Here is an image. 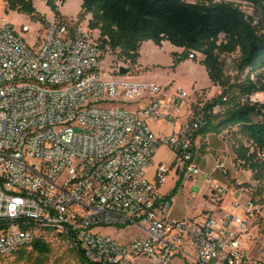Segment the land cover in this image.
I'll return each mask as SVG.
<instances>
[{
	"label": "built area",
	"instance_id": "2783aa9c",
	"mask_svg": "<svg viewBox=\"0 0 264 264\" xmlns=\"http://www.w3.org/2000/svg\"><path fill=\"white\" fill-rule=\"evenodd\" d=\"M37 23L32 44L28 25H0V263L42 239L81 251L88 264H264L246 248L264 210L258 186L234 180L247 201L233 199L224 212L229 188L209 178L207 208L178 220L173 193L161 191L171 168L163 163L155 181L147 176L166 146L180 177H199L195 140L222 106L194 109L180 86L168 95L155 82L119 80L129 71L111 68L100 32L80 20ZM243 102L257 103L252 96ZM181 107L187 121L157 136L150 123L175 119L172 110ZM216 169L228 175L223 163ZM114 227L143 235L120 243L98 232Z\"/></svg>",
	"mask_w": 264,
	"mask_h": 264
},
{
	"label": "trees",
	"instance_id": "16d2710c",
	"mask_svg": "<svg viewBox=\"0 0 264 264\" xmlns=\"http://www.w3.org/2000/svg\"><path fill=\"white\" fill-rule=\"evenodd\" d=\"M44 1L57 19L63 18L57 6L60 0ZM246 1L255 5L264 28V0ZM7 3L6 14L19 12L47 24L37 13L34 0H7ZM89 14L92 15L89 28L100 32L102 49L119 52L133 66L138 64L143 43L152 41L160 47L164 41H169L184 49L175 65L189 59L192 51L199 52L205 57L202 64L211 80L225 87L218 54L240 50L237 68L241 73L247 69L258 72L264 68V35H260V28L246 20L240 8L231 2L208 0L207 3L192 4L184 0H83L81 19ZM221 35L225 39L219 43ZM226 90L227 95L230 93L228 111L212 119L197 136L238 127L252 147L264 151V104L250 106L241 103L242 97L264 92V79L254 83L248 78ZM221 103L222 100L217 98L206 105L212 107ZM249 151V148L245 149L241 159H246ZM256 155V152L250 155V159ZM258 167L253 165L252 169L257 170ZM261 179V176H256V180ZM71 252L80 264H88L81 251ZM52 253L51 242L37 239L30 248L19 252L18 260L24 264H46Z\"/></svg>",
	"mask_w": 264,
	"mask_h": 264
},
{
	"label": "rangeland",
	"instance_id": "374dc122",
	"mask_svg": "<svg viewBox=\"0 0 264 264\" xmlns=\"http://www.w3.org/2000/svg\"><path fill=\"white\" fill-rule=\"evenodd\" d=\"M188 3H207L208 0H184ZM231 2L238 6L245 16V19L250 21L252 25L260 28V35H264V28L261 27L262 16L256 13L254 4L246 0H217ZM7 0H0V25L11 24L17 30L22 25H28L31 28V34L27 36L28 41L32 44L34 38L39 37L42 29L37 21L31 17L21 14L19 12L5 13L7 7ZM83 0H60L57 3L58 10L61 16L67 19H77L89 25L92 20V15L89 14L81 19ZM34 7L37 13L43 17L47 22L56 18L55 13L47 6L44 0H34ZM32 21H30V20ZM36 22V23H35ZM97 34V33H96ZM224 35L219 37V43L224 41ZM184 52L183 48L172 45L169 41H164L162 46H156L152 41L144 44L142 50L141 62L138 67L131 65L125 58L119 55V52L106 49L103 51V59L108 60V64L112 69L117 66H123L129 74L126 77H119V80L129 79L141 83L155 82L164 88V93L171 95L174 94L178 86L186 90L190 96L189 105L194 109L201 104L213 102L215 99L220 98L223 108L222 116L228 111L230 105V93L227 95L226 89H231L232 86L240 82L246 81L248 78L256 83L260 79H264V68L258 72H251L249 69L241 73L237 68V63L241 56L240 50L234 53L218 54L219 62L222 68V81L226 83V87L220 83H215L211 80L206 67L202 64L205 57L199 52L192 51L190 54L194 55V59H187L175 65V61L180 59L181 54ZM107 66V63L104 64ZM256 99L257 103H244L242 97V105H256L264 104V92L255 93L250 95ZM142 107L143 103H138L135 108ZM126 107L133 109L134 106L126 104ZM221 115H218L219 117ZM215 118V117H214ZM217 136L228 142L230 168L236 173L237 180L244 185L258 186V199L264 207V151L256 150L252 144L244 138L238 127H230ZM249 148L246 154V159H241L240 155L245 153V149ZM206 150V149H205ZM257 153L254 159H250V155ZM205 152L203 153V155ZM259 166L257 170L252 169V166ZM223 175V174H222ZM261 176V180H256V176ZM224 176V175H223ZM231 180V174L225 176ZM232 181V180H231ZM231 190H229V199H237L245 204L247 199L234 187L232 181ZM228 199V198H227ZM101 234L111 236L120 243L130 242L132 239L142 236L143 232L134 227H114V228H101L98 230ZM53 253L48 259L46 264H80L75 254L65 248L63 245L53 241ZM248 254L254 259H261L262 252L264 251V210L261 216L256 217L251 225V239L246 244ZM19 256L1 262L0 264H24L23 261L18 260ZM142 264H148L144 262ZM174 264H185L183 261L176 260Z\"/></svg>",
	"mask_w": 264,
	"mask_h": 264
},
{
	"label": "crops",
	"instance_id": "0c3cea01",
	"mask_svg": "<svg viewBox=\"0 0 264 264\" xmlns=\"http://www.w3.org/2000/svg\"><path fill=\"white\" fill-rule=\"evenodd\" d=\"M145 43H143L140 50V59L138 60L136 67L140 65L142 50ZM172 113L175 116V119L169 122L150 123L153 132L157 136H167L172 134L175 129H178L189 118L187 115V107H181L176 110L173 109ZM195 149L196 160L201 170V175L197 178L187 180L177 174V172L173 169L175 154L166 146H162L158 149L154 156L152 165L147 171L149 180L155 181L159 165L164 163L171 168L170 174L165 184L162 186L161 191L165 195H170L175 192L171 217L178 220L199 217L201 213L207 208L206 197L210 192L209 178L212 179L211 183H218L229 188V190H231L232 181L237 180L236 173L238 172H234V170L229 166L230 161L228 156V142L223 140L221 136H217L216 133L198 135L195 140ZM204 152L205 154L203 155ZM218 163H223L225 165L231 174L232 181L229 178L223 176L222 173L216 169ZM193 196L194 198L192 207L188 208V202ZM227 198L228 199H226L221 206V209L224 212L232 211L231 203L233 199H229V197Z\"/></svg>",
	"mask_w": 264,
	"mask_h": 264
},
{
	"label": "water",
	"instance_id": "95a60500",
	"mask_svg": "<svg viewBox=\"0 0 264 264\" xmlns=\"http://www.w3.org/2000/svg\"><path fill=\"white\" fill-rule=\"evenodd\" d=\"M121 73H122V74H126V73H128V70H127L126 68H122V69H121Z\"/></svg>",
	"mask_w": 264,
	"mask_h": 264
}]
</instances>
